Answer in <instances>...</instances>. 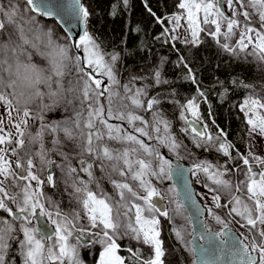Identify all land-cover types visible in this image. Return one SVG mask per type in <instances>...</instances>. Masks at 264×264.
Listing matches in <instances>:
<instances>
[{
	"label": "snow or ice",
	"instance_id": "1",
	"mask_svg": "<svg viewBox=\"0 0 264 264\" xmlns=\"http://www.w3.org/2000/svg\"><path fill=\"white\" fill-rule=\"evenodd\" d=\"M76 3L77 14L86 23L89 9L80 0ZM122 3L126 5L127 0ZM236 3L242 9H256L258 26L248 23L253 19L249 10L239 13L235 9L234 0H227L228 7L233 8L231 17L221 11V0H178V8L186 10L191 35L184 43L199 45V34L205 30L197 19L202 11L203 25L215 26L208 35L224 52L264 61V0ZM116 7L113 4V15ZM32 13L53 15L42 12L37 0H0V108L7 116L5 120L0 115V211L5 214L0 216V264H16V255L19 264H82L79 248L87 244L102 246L96 264H165L160 218L172 222L180 217L184 224L174 226L172 232L187 243L186 225L192 217L185 216L186 209L180 201H174V215H170L168 207L161 208L153 201L154 197H163L151 178L171 180L173 165L144 138L167 147L177 157L181 148L187 151V146L170 131L171 123L161 108V94L150 96L149 85L136 87L135 82L144 78L135 76L121 85L122 91H115L113 86L120 85L116 78L119 53L103 52L87 30L71 44L66 38L64 46L55 43L51 32H44L46 40L36 43L29 38L38 24ZM238 15L244 18L243 25ZM156 19L158 23L165 22V18ZM170 19L179 27L182 16L173 14ZM169 31L164 28L162 34ZM234 37L237 38L233 42ZM69 47L82 49V55L70 58ZM54 51L57 55H53ZM44 61L48 62L47 67H41ZM67 61L73 63L76 79L68 80L65 88V78L71 74L66 71ZM179 62L188 69L186 78L195 83V75L183 57ZM151 83L166 85L168 81L155 71ZM102 98H106V104ZM37 99L39 105L34 111L29 105ZM206 99L198 86L197 94L183 103L172 101L179 104V118L186 124L181 131L191 134L196 148L222 153L226 164L233 161L224 167L205 160L190 169L193 176L203 174V187L212 193L211 206L204 205L203 211L220 225L219 231H212L207 222L202 224L200 239L206 244L199 246L197 259L201 264H264V159L250 151L240 153L227 141L223 129L216 135L208 131L199 111V101ZM62 106L63 114L57 115ZM239 107L249 135L264 136V94L250 95ZM141 113L150 114V119ZM110 120L126 122L127 126ZM29 121L38 123L35 132ZM53 154L61 161L59 164L50 158ZM254 164L258 165L255 169ZM53 167L60 169L65 191L71 189L70 197L79 210L63 212L58 204L45 198L44 186L57 185L54 172L49 171ZM226 173H238L239 178H225ZM178 175L184 176L183 171ZM102 179L112 185V194L104 190ZM185 189L186 199L200 211L202 205L193 199L186 177ZM167 191L174 192L175 187ZM37 214L55 226L51 233L32 225ZM82 220L86 226H78ZM15 221H19L18 227ZM230 223L246 229L249 235L232 233L229 243L226 237L232 232ZM74 233L73 243L70 238ZM84 237L87 239L81 243ZM125 238L136 242L135 247L126 249L128 257L118 254ZM13 242L18 252L10 255ZM190 251L196 254L195 248ZM214 252L219 253L215 259H204Z\"/></svg>",
	"mask_w": 264,
	"mask_h": 264
},
{
	"label": "trees",
	"instance_id": "2",
	"mask_svg": "<svg viewBox=\"0 0 264 264\" xmlns=\"http://www.w3.org/2000/svg\"><path fill=\"white\" fill-rule=\"evenodd\" d=\"M81 2L90 6L86 28L100 49L105 53H119L116 67L120 79L128 83L131 77H143L144 79L135 82L136 87L149 85L150 96L156 95L157 92L161 94L162 111L171 123V133L177 139L188 143L191 140L190 136L179 130L177 126L179 104L172 101L183 103L187 98L197 94L199 86V90L204 91L207 98L206 102L199 101V111L203 122L208 124L209 131L215 133L217 129H223L227 133V141L234 144L240 153L247 154L248 147L245 140L247 123L238 105L246 90L258 85L259 73L256 61L231 56L218 44L209 41L204 34H201L199 45L188 49L179 40H173L169 32L162 34L164 28L169 29L168 16L174 10V0H127L126 5L122 0H81ZM113 4L117 5L115 15L112 14ZM152 13H155V16ZM157 17L165 18V22L158 23ZM34 34L29 33V38L32 39L31 36ZM159 55L164 59L160 74L163 80L168 81L166 85L150 84L155 72L154 64ZM180 57H183L188 68L195 75V83L186 78L188 69L179 62ZM36 128L38 123L33 125L31 130L35 132ZM45 142L48 144L47 137ZM194 148L198 156L212 155L210 151L195 146ZM50 158L54 160V154ZM230 165V163L226 164V166ZM44 188L53 194L60 207L65 205L66 200L56 187L45 185ZM172 225L167 218L161 219L160 238L170 246L174 257L182 261L184 251L174 237ZM129 247H133V244L124 240L119 255L128 257L129 253L126 249ZM17 250L18 246L13 242L10 255ZM83 254L88 263L87 254ZM96 254L97 249L93 258ZM15 260L16 264H19L18 255L15 256Z\"/></svg>",
	"mask_w": 264,
	"mask_h": 264
},
{
	"label": "rangeland",
	"instance_id": "3",
	"mask_svg": "<svg viewBox=\"0 0 264 264\" xmlns=\"http://www.w3.org/2000/svg\"><path fill=\"white\" fill-rule=\"evenodd\" d=\"M5 2H6V0H5ZM84 6L87 7L89 9V12H90V6L88 5V3H85ZM234 7L239 13H242L244 10H249L253 19L248 21V23L251 26H258V13H257L255 8L242 9L240 7V5L238 3H236V0H234ZM232 12H233V8L228 7L227 0H224V14L226 16L231 17ZM173 14H179V15L182 16V19L179 22V24H180L179 27H176L173 24V22L171 21V19H170V17ZM32 15L38 21L37 31L35 32L34 35L31 36V38L33 40H35L36 43L40 44L42 41L46 40L44 32H51L52 33V38L55 41V43L64 46L65 39L68 38L69 44H71V42H72L71 39L67 36V34H65L61 30L59 25L54 20L42 17L40 14L38 15L37 13H32ZM237 18L241 21V25H243V23L245 21H244V18L242 17V15H238ZM197 19L201 22V27L205 29L204 31L200 32L199 39L201 40L202 39V35L201 34H204L205 37L209 41L213 42L214 44H217L216 40L213 37H211L210 35H208V30L211 29V30L214 31V27L215 26L203 25V23H202L203 12L202 11L200 13H198ZM168 25H169V30H170L169 33L171 34V36L172 37H178L177 40H179L184 47H186L188 49V48L194 46L193 44L184 43L185 38L191 39V35H190V29L188 28V22H187V19H186V10H180L178 8V0H174V10L171 13V15L168 16ZM224 28H225V26L222 25V30H224ZM172 29H175V30L173 31ZM86 30L89 32V30L87 28H86ZM240 30L241 29H236L237 32L240 31ZM89 34H90V32H89ZM36 37H39V39H36ZM236 38L237 37L233 38V42H234V40ZM221 42H223L222 39H221ZM78 54L82 55V49H74V48L69 47L68 56L70 58L78 56ZM53 55H57V53L54 51ZM239 58H241V59L249 58V59H251L253 61H256L257 66H258V73H259L258 85L256 87L248 88L246 90L245 95L242 98L240 104L238 105L239 111L241 112L239 106L250 95L255 94V95L259 96L261 94H264V61H258L256 57H254V56H246L245 54H241V56ZM36 59L37 60H42L43 58L36 57ZM57 59H59V56H57ZM163 62H164V59L162 58V55H159L158 59L156 60V62L154 64L155 71H159L160 72L162 70ZM184 62H185V60H184ZM66 64H67L66 71H68L71 74L68 75L65 78V88H67V86H68L67 85V81L68 80H72L73 82H75V79H76V73H75V70H74L73 63L71 61H67ZM41 66L42 67H47L48 66V62L44 61V63L41 64ZM84 67L87 70V65L86 64L84 65ZM116 69H117V67H116ZM97 74H99V73H97ZM116 78L120 81V85H115V86H113V88H114L115 91H122L121 85L125 84L126 82L120 79L118 69L116 71ZM102 79H106V78H102ZM161 79H163V78H161ZM45 102H47V101H45ZM102 102L106 104L107 103L106 98H102ZM38 105H39V100L37 99V100H34V102L32 104H30L29 107H31L35 111V110H37ZM177 111H178V113L180 112V106H177ZM61 114H63V106L61 108V112L57 113V115H61ZM141 114H143L146 119H150V114H148V113H141ZM261 114L264 115V110H261ZM0 115H4L5 120L7 119V116H6V114H4L2 108H0ZM13 115H15V114H13ZM241 115L245 119V116H244V114L242 112H241ZM189 119H191L190 116H189ZM245 121H246V119H245ZM109 122L110 123H125V126H127L126 122L115 121V120H110ZM29 124L32 125V127H33V125H35V124H33L32 121H29ZM177 126H178L179 130H181L182 128L186 127V124H185V122L183 120H181L179 118ZM6 127H7V125H6ZM171 130L172 129H170V131ZM12 131H15V130L12 129ZM208 131H209V129H208ZM219 131H220V129H217V131L215 133H212V134L216 135V134L219 133ZM172 135L174 136V134H172ZM187 136H190V138H191V134L190 133H187ZM144 139H145L146 143L156 147L157 151L160 152L162 155H164L166 159H170V160L178 159V160H181L182 162H184V163H186L188 165H191V166L194 163L207 160V161H210V162H212L214 164L215 163H219L221 165H224V167H228V166H226L225 158L223 157L222 153H216L215 151H210L212 153V155H208V156H205V157L198 156L196 151H195L194 145L192 144V140H190V143H188V142H185V141L183 142V140H181L179 138L178 139L176 138L182 145H186L187 146V151H185L183 148H181L179 150V157H177V155L169 152L167 147L160 146L155 141L147 140V138H144ZM245 140H246V144H247V147H248L247 153L250 151L253 155L259 156L261 159H264V136H261L259 134L249 135V126L247 125V130L245 131ZM116 146L118 147L119 145H116ZM233 155H235L234 152H233ZM54 160H56V162L58 164L61 162L56 156H55ZM228 163H230L232 165L233 161L232 160H228L227 164ZM257 167H258V165L254 164V169L257 168ZM49 171L54 172V174H55L54 178L57 181L56 189L64 196V198L66 200L65 205L61 206L60 209L63 212H69L73 208H76L77 210H79L78 206L75 204L74 201H72V199L70 197L71 189H68L67 191H65V184H64L63 180L60 177V169L53 167ZM96 175H97L98 178H100L101 174L99 172H97ZM42 178H44V176H42ZM82 178L83 179H87L86 175H83V174H82ZM225 178L238 179L239 178V174L238 173H235V174L234 173H226ZM151 179L153 181V184L160 190L161 195L165 198L166 207H168L170 215H174V209H175L174 201H178L177 198H176V189H175L174 192L167 191L168 188L174 186L172 181L171 180H167V179L161 181V180H157L154 177L151 178ZM198 179H199V182H197ZM191 182H192V185L194 187L195 194H196L197 198L199 199V201L202 203V205L203 206L204 205L211 206L210 198H211L212 193L208 192V190L203 187V183H204L203 174H198V176L191 175ZM101 184H102V187L104 188L105 191L109 192V194H112V185L110 183H108V181L106 179H102L101 180ZM10 191H12V190H10ZM43 192H44L45 198H50L54 203L58 204L57 201H56V198L53 196V194L49 190H46L45 188H43ZM205 195L208 197L207 200L203 199V197ZM223 202H224V198L222 196L221 203H223ZM12 207H13V209H15V205H12ZM184 214H185V216H188L186 212ZM2 215H5V214L2 211H0V216H2ZM45 218H46L47 222L49 224H51V222L48 220V218L47 217H45ZM162 218L163 217L160 218V221H161ZM8 219L12 220V217L9 216ZM204 222H207L209 229H212L214 231H219L220 230V225H217L212 220V218L207 215L206 212L204 214ZM14 223H15V226H17V227L19 226V221H15ZM86 223L87 222L85 220H82L78 226H86ZM172 224H173L172 227L179 226L181 224H184V221L181 220L180 217H175L174 220L172 221ZM32 225L36 227L35 221H32ZM52 226H53V228L55 227L54 225H52ZM230 227L233 230H235L236 233H243L245 236L249 235L247 230L242 228V227H240L239 225H236L234 223H230ZM186 231H187V236H186L187 243H185L184 241L178 240L176 238L175 234H174L175 239L180 243V245L183 248L184 259L182 261H180L178 258L174 257L170 246L166 242H164V248L166 250L165 264H194V262H195L194 254L190 251V249L193 248V245H192V242H191V238H192V227H191V224H187L186 225ZM19 235L22 238V233H20ZM74 237H75V233H74V236L72 238H70V240L73 243L75 242ZM84 238L87 239V237H84ZM125 240H128L131 244H133V247L136 246V242L135 241L129 240L128 238H125ZM96 249H97V254H96V257L93 258V255H94ZM101 250H102V246L99 245V244H87L86 246L80 247L79 248V255H80V259L82 261V264H96V262L98 261V258H99V251H101ZM145 251H146V249H145ZM17 252H18V250H17ZM83 253L87 254L88 260H89L88 263L86 262V260H85V258L83 256L84 255Z\"/></svg>",
	"mask_w": 264,
	"mask_h": 264
},
{
	"label": "water",
	"instance_id": "4",
	"mask_svg": "<svg viewBox=\"0 0 264 264\" xmlns=\"http://www.w3.org/2000/svg\"><path fill=\"white\" fill-rule=\"evenodd\" d=\"M37 3L40 4L42 12L50 11L53 13L52 16H42V17L54 20L59 25L61 30L65 34H67V36L71 39L72 42L78 35H82L83 32L86 30V23L77 14L78 6L76 3V0H37ZM221 11L224 12V0H221ZM196 126L199 127L200 125H196ZM171 163L173 165V176H172L171 181L176 189V198L178 201L184 204V207L186 209L185 212L187 213V215L192 217V221L190 223L192 227L191 242H192L193 248L196 249V254L194 255L195 263L201 264V261L197 259V256H199L200 254L199 246L201 244H206L205 241L200 239V234L202 231L201 226L203 223H205L204 222L205 212L203 211L202 203L199 201V199L197 198L195 194V190L191 182L190 169L192 166L178 159H172ZM181 170L183 171L184 176L178 175V172H180ZM185 177L187 178V181H188V187L192 190L193 199H195L197 203L202 205L200 211H197V209L191 204V202L186 199ZM153 201L154 203L157 204V206L161 208L166 206L164 197L163 199H161L160 197H154ZM16 214L21 215L19 213H16ZM33 221H35L37 228L45 229L49 233H51L54 230L53 226L49 224L46 218L43 216H39L37 214L36 217L33 219ZM232 233H236L235 230L232 229V232L229 233L228 236L226 237V239L229 240V243H231ZM84 240H86V238H82L81 243H83ZM218 241H219V238H217V242ZM216 255H219V253L214 252L212 255H206L204 259L211 261L215 259Z\"/></svg>",
	"mask_w": 264,
	"mask_h": 264
}]
</instances>
